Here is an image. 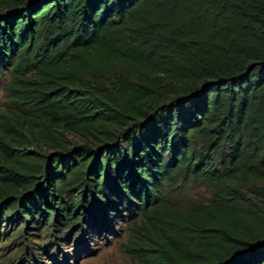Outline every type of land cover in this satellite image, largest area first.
I'll return each mask as SVG.
<instances>
[{
  "label": "trees",
  "instance_id": "16d2710c",
  "mask_svg": "<svg viewBox=\"0 0 264 264\" xmlns=\"http://www.w3.org/2000/svg\"><path fill=\"white\" fill-rule=\"evenodd\" d=\"M0 72L1 264H264V0H0Z\"/></svg>",
  "mask_w": 264,
  "mask_h": 264
},
{
  "label": "rangeland",
  "instance_id": "374dc122",
  "mask_svg": "<svg viewBox=\"0 0 264 264\" xmlns=\"http://www.w3.org/2000/svg\"><path fill=\"white\" fill-rule=\"evenodd\" d=\"M5 81V74L0 72V112L7 106L6 92L3 88ZM73 139L77 140V137ZM168 196L181 212L186 213L207 206L212 201L214 193L206 183L192 181L173 187ZM112 229L114 233L102 230L99 236L94 234L93 241H87L89 253H81L77 260L71 257L70 264H134V259L123 246L129 234L128 225L125 222L113 223ZM76 240L67 250L71 256L74 254ZM4 244L6 243L3 242L2 245Z\"/></svg>",
  "mask_w": 264,
  "mask_h": 264
}]
</instances>
